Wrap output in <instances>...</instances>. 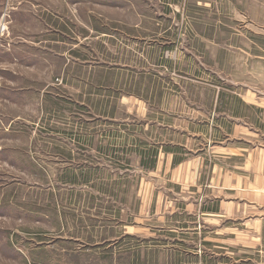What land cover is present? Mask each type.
I'll use <instances>...</instances> for the list:
<instances>
[{"label":"rangeland","instance_id":"1","mask_svg":"<svg viewBox=\"0 0 264 264\" xmlns=\"http://www.w3.org/2000/svg\"><path fill=\"white\" fill-rule=\"evenodd\" d=\"M263 51L264 0H0V264H218L186 205Z\"/></svg>","mask_w":264,"mask_h":264},{"label":"crops","instance_id":"2","mask_svg":"<svg viewBox=\"0 0 264 264\" xmlns=\"http://www.w3.org/2000/svg\"><path fill=\"white\" fill-rule=\"evenodd\" d=\"M256 57L264 71V51ZM240 98L256 112L235 114L229 142L218 137L211 148L213 160L210 150L202 153L201 173L195 175L199 201L186 205L188 214L202 219L185 225L196 236L192 246L218 264L234 254L264 257V97Z\"/></svg>","mask_w":264,"mask_h":264},{"label":"trees","instance_id":"3","mask_svg":"<svg viewBox=\"0 0 264 264\" xmlns=\"http://www.w3.org/2000/svg\"><path fill=\"white\" fill-rule=\"evenodd\" d=\"M148 165V167L149 168H152V167H154V164H155V160H152L150 163H147Z\"/></svg>","mask_w":264,"mask_h":264}]
</instances>
